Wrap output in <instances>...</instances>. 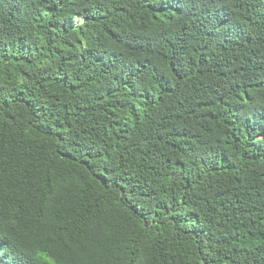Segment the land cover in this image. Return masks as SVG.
Returning <instances> with one entry per match:
<instances>
[{
    "label": "trees",
    "instance_id": "obj_1",
    "mask_svg": "<svg viewBox=\"0 0 264 264\" xmlns=\"http://www.w3.org/2000/svg\"><path fill=\"white\" fill-rule=\"evenodd\" d=\"M0 264H264V0H0Z\"/></svg>",
    "mask_w": 264,
    "mask_h": 264
},
{
    "label": "rangeland",
    "instance_id": "obj_2",
    "mask_svg": "<svg viewBox=\"0 0 264 264\" xmlns=\"http://www.w3.org/2000/svg\"><path fill=\"white\" fill-rule=\"evenodd\" d=\"M78 21L80 22V21H81V19H78Z\"/></svg>",
    "mask_w": 264,
    "mask_h": 264
}]
</instances>
